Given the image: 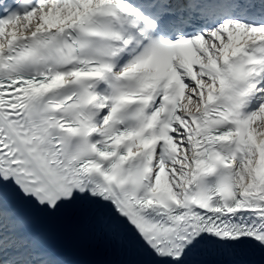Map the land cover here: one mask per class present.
<instances>
[{"label":"snow or ice","instance_id":"1","mask_svg":"<svg viewBox=\"0 0 264 264\" xmlns=\"http://www.w3.org/2000/svg\"><path fill=\"white\" fill-rule=\"evenodd\" d=\"M0 264H264V0H0Z\"/></svg>","mask_w":264,"mask_h":264}]
</instances>
